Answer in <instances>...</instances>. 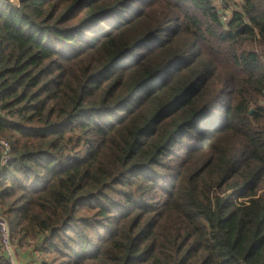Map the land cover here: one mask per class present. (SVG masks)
Here are the masks:
<instances>
[{
  "label": "trees",
  "instance_id": "trees-1",
  "mask_svg": "<svg viewBox=\"0 0 264 264\" xmlns=\"http://www.w3.org/2000/svg\"><path fill=\"white\" fill-rule=\"evenodd\" d=\"M0 139L37 264H264V0H0Z\"/></svg>",
  "mask_w": 264,
  "mask_h": 264
},
{
  "label": "built area",
  "instance_id": "built-area-1",
  "mask_svg": "<svg viewBox=\"0 0 264 264\" xmlns=\"http://www.w3.org/2000/svg\"><path fill=\"white\" fill-rule=\"evenodd\" d=\"M0 147L3 152L1 155L0 165L4 166L9 161V143L5 139H0ZM25 241L24 239L18 242L13 241L10 235V228L8 221L0 216V251L6 257L9 264H19L17 258V250L20 242Z\"/></svg>",
  "mask_w": 264,
  "mask_h": 264
},
{
  "label": "rangeland",
  "instance_id": "rangeland-1",
  "mask_svg": "<svg viewBox=\"0 0 264 264\" xmlns=\"http://www.w3.org/2000/svg\"><path fill=\"white\" fill-rule=\"evenodd\" d=\"M4 1H7L13 5L18 4V0H4ZM223 1L224 0H213L215 5L217 6V8L220 9V11L223 13V18L225 19L227 17H230L232 8L237 7L240 4L241 0H228L227 1L228 6L226 8L223 5V3H224ZM74 20H76V19H74ZM35 242L36 241H34L33 239H31L29 241L25 240V241L20 242V244L18 245V251H20L19 255H20V253H22V251H26V252L28 251L29 252L31 249H33V244ZM20 257H22V256H20ZM21 259L22 258H20V260ZM27 259H29V258H27ZM26 263H28V260H26ZM30 263H31V261H30Z\"/></svg>",
  "mask_w": 264,
  "mask_h": 264
},
{
  "label": "crops",
  "instance_id": "crops-1",
  "mask_svg": "<svg viewBox=\"0 0 264 264\" xmlns=\"http://www.w3.org/2000/svg\"><path fill=\"white\" fill-rule=\"evenodd\" d=\"M19 252L20 251L17 250V258H18L19 264H37V262H36L37 261V258H36L37 257V250L31 249L29 252L28 251L27 252L22 251V253H20V255H19ZM20 256H22V257H20ZM20 258H22V259L20 260ZM27 258H29V259H27ZM26 260H28V263H26ZM29 260L31 261V263Z\"/></svg>",
  "mask_w": 264,
  "mask_h": 264
},
{
  "label": "water",
  "instance_id": "water-1",
  "mask_svg": "<svg viewBox=\"0 0 264 264\" xmlns=\"http://www.w3.org/2000/svg\"><path fill=\"white\" fill-rule=\"evenodd\" d=\"M250 111H252V109H250Z\"/></svg>",
  "mask_w": 264,
  "mask_h": 264
}]
</instances>
